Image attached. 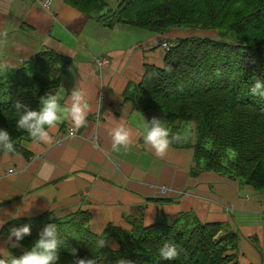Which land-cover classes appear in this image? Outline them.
<instances>
[{"label":"trees","instance_id":"trees-1","mask_svg":"<svg viewBox=\"0 0 264 264\" xmlns=\"http://www.w3.org/2000/svg\"><path fill=\"white\" fill-rule=\"evenodd\" d=\"M63 2L107 28L130 26L152 34L173 28L217 31V39L176 40L164 53L163 67L144 65L140 83L128 84L123 99L138 107L147 122L155 117L173 133H193L187 142L172 145L192 151L190 176L212 172L264 193V98L250 92L255 78L264 83V0H115L114 7L108 0ZM70 63L45 50L20 68L0 72V128L10 132L17 155L29 158L31 153L21 146L30 137L16 128L15 105L19 102L21 111L39 110L41 98L57 91ZM142 211L136 210L128 231L107 225L96 234L89 213L78 210L61 219L52 213L13 219L0 234L31 225L22 250H11L18 257L46 225H57L64 243L56 264H74L77 257H94L97 264H117L119 259L132 264H239L238 236L221 223H201L184 213L170 224L161 218L145 227ZM99 239L107 241L102 249L96 247ZM164 242L185 251L165 261L158 251Z\"/></svg>","mask_w":264,"mask_h":264},{"label":"crops","instance_id":"crops-1","mask_svg":"<svg viewBox=\"0 0 264 264\" xmlns=\"http://www.w3.org/2000/svg\"><path fill=\"white\" fill-rule=\"evenodd\" d=\"M40 5L41 0H0V31L8 32L0 61L17 69L45 50L70 59L59 88L69 95L76 86L85 91L87 126L65 139L72 124L64 121L51 130L50 145L21 141L29 158L0 156V230L10 220L44 213L61 219L86 211L96 234L107 225L130 230L139 207L145 227L190 213L198 222L221 223L237 234L239 264H264V193L212 172L190 176L189 149L171 147L165 157H157L143 140L145 115L124 102L123 91L140 83L144 65L163 67L165 52L159 44L184 38L178 36L181 30L152 34L130 26L107 28L63 0H50V11ZM95 58L106 59L107 66L99 69ZM116 123L132 132L131 146L118 152L112 150L109 134ZM9 169L15 170L11 176ZM6 236L0 234V241ZM13 249L22 250L0 247V257Z\"/></svg>","mask_w":264,"mask_h":264},{"label":"clouds","instance_id":"clouds-1","mask_svg":"<svg viewBox=\"0 0 264 264\" xmlns=\"http://www.w3.org/2000/svg\"><path fill=\"white\" fill-rule=\"evenodd\" d=\"M40 6L46 11H50V6L45 4ZM7 40L8 32L6 30L0 31V47L6 45ZM13 68L14 66L7 61H0V72ZM261 89H264V83L255 78V82L250 88L251 94L264 98V90ZM21 107L22 105L17 102L15 105L18 114L16 128L26 132L33 143L52 144L54 138L50 134L51 130L57 128L64 121L71 122L73 134L80 128L87 126L89 102L85 91L78 86L71 90L70 95L67 94L63 86L55 93H46L40 100L39 110L25 109L21 111ZM191 127H194V125H190L189 129ZM144 133V143L149 145L154 150L155 155L160 158L166 156L172 145L185 143L193 135L190 130L173 133L164 120L155 117L144 125ZM109 134L112 139V150L115 152L121 149L126 150L132 144V132L123 123H116ZM0 152L6 157L17 155L16 146L10 132L3 128H0ZM12 171V169L9 170V176H11ZM28 235H31L30 224L12 227L9 229L6 238L0 241V247L21 248V241ZM63 243L64 240L60 237L57 225L48 224L39 233V238L34 241L30 248L24 249L18 257L14 255L0 257V264H56ZM106 243V240L99 239L96 241V247L102 249L106 246ZM113 248L116 250L118 245H114ZM158 251L163 260L173 261L178 259L185 250L175 243L164 242ZM74 264H97V260L94 257H77ZM117 264H132V262L119 259Z\"/></svg>","mask_w":264,"mask_h":264},{"label":"built area","instance_id":"built-area-1","mask_svg":"<svg viewBox=\"0 0 264 264\" xmlns=\"http://www.w3.org/2000/svg\"><path fill=\"white\" fill-rule=\"evenodd\" d=\"M49 3H50V0H41V4H45V5H48L49 6ZM160 48L166 52L168 51L172 46H173V43L167 41V40H164L162 41L160 44H159ZM107 63L108 61L104 58H95V64L96 66L101 69L102 67H105L107 66ZM74 134L72 133V130H67L65 133H64V138L65 139H69L70 137H72ZM63 138V139H64ZM63 139H59L57 140V143L59 144ZM10 170V169H9ZM9 170L6 171V174L8 175L9 174ZM12 173L15 172L14 169H12ZM160 192L161 193H165L166 192V189L164 187H162L160 189Z\"/></svg>","mask_w":264,"mask_h":264},{"label":"rangeland","instance_id":"rangeland-1","mask_svg":"<svg viewBox=\"0 0 264 264\" xmlns=\"http://www.w3.org/2000/svg\"><path fill=\"white\" fill-rule=\"evenodd\" d=\"M108 4L112 7H114L115 5V0H108ZM129 27V26H127ZM180 33H182V35H178V36H182V37H202V38H210V39H217V31L215 30H201V29H197V30H186V29H180ZM143 31V30H142ZM146 32V31H143ZM148 33V32H146ZM163 51V50H162ZM139 55L137 54L136 58H138ZM103 68V67H102ZM160 68V67H158ZM62 82V81H61ZM58 90V89H57ZM237 181V180H236ZM240 182V181H238ZM242 183V182H241ZM158 221V220H156ZM172 222V221H171ZM169 222V224L171 223ZM151 225V224H150ZM149 226V225H148Z\"/></svg>","mask_w":264,"mask_h":264}]
</instances>
